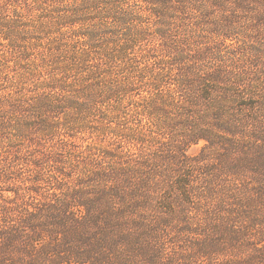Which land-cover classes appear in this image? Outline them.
Returning a JSON list of instances; mask_svg holds the SVG:
<instances>
[{"label": "trees", "instance_id": "trees-1", "mask_svg": "<svg viewBox=\"0 0 264 264\" xmlns=\"http://www.w3.org/2000/svg\"><path fill=\"white\" fill-rule=\"evenodd\" d=\"M0 264H264V0H0Z\"/></svg>", "mask_w": 264, "mask_h": 264}, {"label": "rangeland", "instance_id": "rangeland-1", "mask_svg": "<svg viewBox=\"0 0 264 264\" xmlns=\"http://www.w3.org/2000/svg\"><path fill=\"white\" fill-rule=\"evenodd\" d=\"M202 147V143L200 144H196V145H193L190 149H189V153L191 154H195L197 153Z\"/></svg>", "mask_w": 264, "mask_h": 264}]
</instances>
